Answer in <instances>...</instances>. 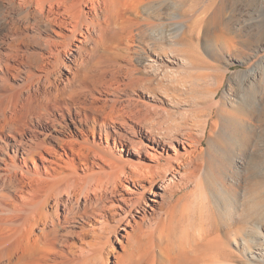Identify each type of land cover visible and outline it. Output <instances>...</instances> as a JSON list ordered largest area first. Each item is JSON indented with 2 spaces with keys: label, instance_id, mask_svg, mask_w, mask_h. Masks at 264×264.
I'll use <instances>...</instances> for the list:
<instances>
[{
  "label": "bare ground",
  "instance_id": "bare-ground-1",
  "mask_svg": "<svg viewBox=\"0 0 264 264\" xmlns=\"http://www.w3.org/2000/svg\"><path fill=\"white\" fill-rule=\"evenodd\" d=\"M172 6L0 0V264H264V144H232L258 125L264 141V85L240 97L231 76L223 88L232 58H264H245L241 40L232 48L231 21L215 11L203 34L227 66L206 84L202 123L175 128L144 91L162 64L201 69L169 58L201 32L180 34L187 13L172 22Z\"/></svg>",
  "mask_w": 264,
  "mask_h": 264
},
{
  "label": "rangeland",
  "instance_id": "rangeland-1",
  "mask_svg": "<svg viewBox=\"0 0 264 264\" xmlns=\"http://www.w3.org/2000/svg\"><path fill=\"white\" fill-rule=\"evenodd\" d=\"M176 1L178 2L176 3ZM174 2L176 5H174ZM172 7V22H175V15H179L180 11H185L187 13L184 17V25L180 34L184 30V27L190 30L199 26L201 32L198 39L191 38L189 36V31L187 35H183L185 38L179 44L168 50L169 52H174V55L171 53V55L169 54V58L186 56L196 62V64H199L201 69L192 73L191 70L179 63L168 62V68H165L164 64H162L161 68L163 69H161V73L158 72L155 75L150 71L145 73L150 79L151 76H153V79L145 81L146 89L144 91H148L147 93H149V95L154 96L159 101L161 104L160 112H162V117L168 119L170 116L168 120L170 121L168 122L169 124H172L175 128L178 126V128H183L186 127V125L192 126L194 122L199 125V121L201 120L202 123V120L206 118L209 111L207 87L214 88L218 85L222 80L223 71L221 68L227 66V62L222 58L218 60L210 56L212 52H217V50L213 44L214 42L203 34V27L207 19H209L215 11H223V18L229 22L231 21L232 48L236 41L241 40L245 44V58L258 56V58L261 59L264 58V0H173ZM178 20L180 19L178 18ZM152 44L153 43L150 44L149 50L152 53L155 52V54L164 57L165 54L163 50H160L157 45ZM197 51L201 52L204 56L206 55L207 59L210 61V65L197 58ZM249 66L251 69L254 68L253 72L256 73V77L254 74H251L248 78L245 77L244 79L243 72L247 71V69L248 71L251 70ZM236 72L239 73L236 74ZM231 76L232 93L235 92V94L241 97L244 92L250 88L252 89L253 85L256 87L259 86L261 81L264 85V61L260 60L251 65H246L243 60L232 58V69L227 72L224 89L228 87V80ZM206 84L209 85L206 87ZM248 129L244 128L245 131L243 129L240 130L238 136H236L238 139L235 137L236 140H234L232 136V144L235 145V147L243 149L250 145H254L258 148L262 146L261 144H264V141L260 140V136L263 134L260 125L251 126ZM236 170L240 176L246 175V166L237 167ZM242 190H240L242 195L241 193L238 195L240 198L245 197V191ZM234 197L235 196L232 194V199ZM256 224H260L258 225V229L261 234L263 233L262 236L264 239V219L262 222ZM256 224L254 225L257 226ZM84 237H86V240L89 239V235H84ZM79 242L80 240H78V243ZM232 247L235 248L234 245H232ZM114 249L113 253L120 249V244L118 242L115 243Z\"/></svg>",
  "mask_w": 264,
  "mask_h": 264
}]
</instances>
